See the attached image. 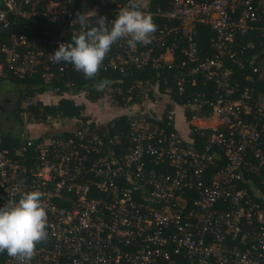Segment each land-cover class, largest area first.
Wrapping results in <instances>:
<instances>
[{"label": "built area", "instance_id": "2783aa9c", "mask_svg": "<svg viewBox=\"0 0 264 264\" xmlns=\"http://www.w3.org/2000/svg\"><path fill=\"white\" fill-rule=\"evenodd\" d=\"M132 2L152 16L150 43L118 41L97 74L166 68L179 95L199 82L213 85L179 104L172 87L136 80L122 98L125 125L112 134L82 124L66 134L23 131L12 135L17 145L10 147L9 134L0 132V205L39 190L46 210L47 237L27 264H264V92L240 89L232 68L248 61L264 82V49L258 62L247 55L253 47L247 36L258 28L264 0H166V8L154 0ZM127 3L0 0V30H10L0 42L6 70L46 83L79 73L49 56L67 43L68 32L84 30L77 13L92 12L91 23L100 17L107 23ZM32 18L46 19L59 32L30 43L25 24L16 21ZM199 25L212 32L206 50L197 40ZM111 83L109 97L121 95ZM65 85L68 95L73 83ZM42 95L22 103L26 127L36 124L29 109ZM177 109L184 131L176 127ZM0 264L19 261L0 252Z\"/></svg>", "mask_w": 264, "mask_h": 264}, {"label": "trees", "instance_id": "16d2710c", "mask_svg": "<svg viewBox=\"0 0 264 264\" xmlns=\"http://www.w3.org/2000/svg\"><path fill=\"white\" fill-rule=\"evenodd\" d=\"M158 2L164 8L167 7L166 0H154L153 3ZM154 6V4L152 5ZM18 25L22 26L25 24L26 28L24 29V34L26 35L28 41L31 43L34 40H50L52 35H55L59 32V27L55 24L48 22L46 19L43 18H32L29 20H17ZM261 26H264V10L262 11V19L258 24V28L249 31L247 38L251 41L253 47L252 49L248 50L247 55L250 58L252 55H257L258 62L260 57L262 56V50L264 49V34L260 29ZM49 31V33H47ZM199 34L197 36V40L202 48V50H206L207 47V39L208 36L210 37L212 32L210 29L205 25H199L198 28ZM10 34L9 31H1L0 30V42H3L7 36ZM77 33L72 31L67 33L66 40L69 42L71 38ZM39 43V42H38ZM0 66H1V75L0 81H7L12 83L15 88V91L20 93L19 99L17 101L16 106L12 111V115L14 116L13 119L22 125L20 120L19 112L22 109V103L28 99L35 98L37 95H42L47 90H52L55 86L59 87L58 92H56V96H61L56 104H45L40 100L35 101V106L29 109V112L33 115V118L39 122H47L48 118L50 117L51 120L61 119V120H76L78 123H81L83 126H87L88 128H93V125L88 121L89 117L83 115L84 105L77 104L73 99L63 98L62 94L68 90L65 83L67 81L73 83L71 87L72 93L78 94L80 92L86 95L91 102H96L105 92L104 89H98L95 85L101 79H107L111 83L112 88H120L122 94L111 96V100L114 104L118 107L123 106L122 98H126L128 94L126 93V89L128 86L136 80H144L145 78H150L153 81H159V88L163 90L166 87H172L174 89V78L172 72L166 68L159 70H154L150 67L145 68L143 71H132L126 75L119 74L118 72H99L96 76L92 79H87L80 73H72L59 76L58 74L55 76L56 78L49 81L48 83L44 82L42 79L38 77L34 78H23L19 79L13 73L6 70L5 62L3 57L0 55ZM233 68V78L237 80L238 86L240 89L248 88L250 91L255 92L257 90L264 92V82L258 79V75L252 72V65L250 62H246L243 68H240L236 65H232ZM160 75V78L158 77ZM116 79H122L121 83H114ZM210 85L213 84H206L203 85L201 82L198 83L197 87L191 88L187 86V91L179 95L175 91V89L171 93V98L179 103L182 104L186 101L188 95H191L194 91H203L207 86L210 88ZM17 89V90H16ZM132 102V101H131ZM133 103V102H132ZM126 116L123 114L118 115L114 118L107 126L100 132L103 133L106 129L109 131L110 134L114 132L115 129H121L122 126L125 125V118ZM188 119V116H186ZM91 124V125H90ZM90 129V128H89ZM171 129V128H170ZM92 130V129H91ZM4 133V132H2ZM193 137H196L195 133H192ZM6 145L12 147L17 145V139L14 138L11 134L6 136ZM199 141V140H197ZM251 177L253 179L254 176L251 174H246L247 177ZM235 242L229 243V245H233Z\"/></svg>", "mask_w": 264, "mask_h": 264}, {"label": "clouds", "instance_id": "9594fccd", "mask_svg": "<svg viewBox=\"0 0 264 264\" xmlns=\"http://www.w3.org/2000/svg\"><path fill=\"white\" fill-rule=\"evenodd\" d=\"M89 13L92 12L77 13L75 21L84 30L49 54L56 64H71L87 79L96 76L115 43L124 40L129 47L148 44L156 30L151 14L141 11L132 0L107 23L104 17L91 23ZM110 83L101 79L95 86L104 89ZM41 196L39 190H26L18 199L0 205V252L16 258L19 264H27L36 244L47 237L46 210Z\"/></svg>", "mask_w": 264, "mask_h": 264}, {"label": "rangeland", "instance_id": "374dc122", "mask_svg": "<svg viewBox=\"0 0 264 264\" xmlns=\"http://www.w3.org/2000/svg\"><path fill=\"white\" fill-rule=\"evenodd\" d=\"M1 68H0V75H1ZM15 86L7 81H0V103L4 105L3 101L8 100H14L16 97ZM108 88V87H107ZM106 88V89H107ZM105 90V89H104ZM74 101L78 104H84L85 111L84 115H88L90 120L89 122L93 125V128L84 126V128H87L88 130L92 131L93 133H97L104 129V125L108 123V121H112L117 115H120L123 112V107L120 109V106H116L114 102L109 98V94L107 90L103 92V95L98 99L96 102H91L88 98H86V95L82 92L77 94L76 97H74ZM41 101L47 104L54 103L53 101L56 98L54 95H42L40 97ZM142 110V109H141ZM85 112L87 114H85ZM128 113H138V108L136 109H129L126 111ZM176 122L179 128L183 127L182 125V114L179 109L176 111ZM36 124L30 125L26 127V124L20 125L18 122H16L13 118L7 117H1L0 118V132L8 133L14 136H18L23 131H28V133L32 136H37L39 134L43 133H55V132H61V129H76L79 128L81 125L74 120H64L61 119H54L52 122H46L41 123L38 121H35ZM90 124V125H91ZM101 127H103L101 129ZM185 127V125H184ZM92 129V130H91Z\"/></svg>", "mask_w": 264, "mask_h": 264}, {"label": "flooded vegetation", "instance_id": "af4514ba", "mask_svg": "<svg viewBox=\"0 0 264 264\" xmlns=\"http://www.w3.org/2000/svg\"><path fill=\"white\" fill-rule=\"evenodd\" d=\"M15 94H16V97L14 98V100L6 99L3 101L4 105L0 103V118L6 117V116L7 117L9 116L10 118L14 117L12 115V111L17 104L20 93L18 91H15Z\"/></svg>", "mask_w": 264, "mask_h": 264}, {"label": "crops", "instance_id": "0c3cea01", "mask_svg": "<svg viewBox=\"0 0 264 264\" xmlns=\"http://www.w3.org/2000/svg\"><path fill=\"white\" fill-rule=\"evenodd\" d=\"M17 90V89H16ZM79 94V93H78ZM56 96V95H55ZM77 96V94H74V93H70V94H68V95H63L62 94V97L63 98H68V99H75L74 97H76ZM56 98L57 99H55L53 102L54 103H52V104H56L57 102H58V100L61 98V96H56ZM45 104H47V103H45ZM52 104H49V105H52ZM78 104V103H77ZM84 105V104H83ZM84 111H85V106H84V110H83V115H84ZM85 114H87L86 112H85ZM85 116H87V117H89L88 115H85ZM118 116V115H117ZM116 118V117H115ZM89 120H90V118H89ZM88 120V121H89ZM113 120V119H112ZM62 121H64V120H62ZM70 121V120H69ZM75 122H77L76 120H74ZM111 121H108V123H106V125H104L103 127L105 128L106 126H107V124H109ZM78 123V122H77ZM80 125H81V123H79ZM182 125H183V127H181V128H179V126L177 125V122H176V127L178 128V129H181V130H185L186 128L184 127V122L182 121ZM103 127H101V129L103 128ZM68 131H72V129H70V128H66V129H61V132L63 133V134H66V133H64V132H68ZM102 131V130H101ZM101 131H99V132H97V133H100ZM61 132H55V133H61ZM44 134H50L49 132L48 133H44ZM41 134H39V135H37V136H33V137H38V136H40Z\"/></svg>", "mask_w": 264, "mask_h": 264}, {"label": "water", "instance_id": "95a60500", "mask_svg": "<svg viewBox=\"0 0 264 264\" xmlns=\"http://www.w3.org/2000/svg\"><path fill=\"white\" fill-rule=\"evenodd\" d=\"M15 29H16V26L14 25V26H13V31H14Z\"/></svg>", "mask_w": 264, "mask_h": 264}]
</instances>
